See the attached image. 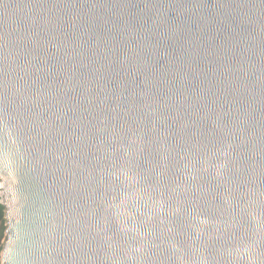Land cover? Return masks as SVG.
<instances>
[{
	"label": "water",
	"instance_id": "water-1",
	"mask_svg": "<svg viewBox=\"0 0 264 264\" xmlns=\"http://www.w3.org/2000/svg\"><path fill=\"white\" fill-rule=\"evenodd\" d=\"M2 264H264V0H0Z\"/></svg>",
	"mask_w": 264,
	"mask_h": 264
},
{
	"label": "flooded vegetation",
	"instance_id": "flooded-vegetation-1",
	"mask_svg": "<svg viewBox=\"0 0 264 264\" xmlns=\"http://www.w3.org/2000/svg\"><path fill=\"white\" fill-rule=\"evenodd\" d=\"M7 226H8L7 209L4 205L1 204L0 206V244L2 243V239H6ZM4 244L3 246L0 245V263L2 261V250H3Z\"/></svg>",
	"mask_w": 264,
	"mask_h": 264
},
{
	"label": "rangeland",
	"instance_id": "rangeland-1",
	"mask_svg": "<svg viewBox=\"0 0 264 264\" xmlns=\"http://www.w3.org/2000/svg\"><path fill=\"white\" fill-rule=\"evenodd\" d=\"M4 242H5V239H2V243L0 245L3 246ZM0 264H2V261Z\"/></svg>",
	"mask_w": 264,
	"mask_h": 264
},
{
	"label": "trees",
	"instance_id": "trees-1",
	"mask_svg": "<svg viewBox=\"0 0 264 264\" xmlns=\"http://www.w3.org/2000/svg\"><path fill=\"white\" fill-rule=\"evenodd\" d=\"M0 206H1V204H0Z\"/></svg>",
	"mask_w": 264,
	"mask_h": 264
}]
</instances>
